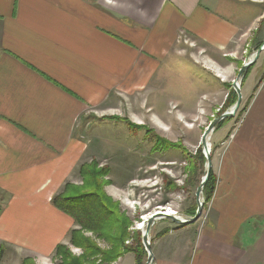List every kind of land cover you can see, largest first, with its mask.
I'll list each match as a JSON object with an SVG mask.
<instances>
[{
	"label": "crops",
	"instance_id": "1",
	"mask_svg": "<svg viewBox=\"0 0 264 264\" xmlns=\"http://www.w3.org/2000/svg\"><path fill=\"white\" fill-rule=\"evenodd\" d=\"M248 3L0 0V194L20 201L1 209L0 231L34 250L55 229L61 236L65 216L49 187L72 166L87 108L145 83L147 58L165 56L181 36L221 48L247 28L264 41L257 25L264 0ZM255 87L225 149L206 220L153 231V264H264V76Z\"/></svg>",
	"mask_w": 264,
	"mask_h": 264
},
{
	"label": "rangeland",
	"instance_id": "2",
	"mask_svg": "<svg viewBox=\"0 0 264 264\" xmlns=\"http://www.w3.org/2000/svg\"><path fill=\"white\" fill-rule=\"evenodd\" d=\"M249 1L246 0V3L249 4ZM245 7L248 6L237 9ZM262 21L257 24L259 29L260 26L264 28ZM253 31L250 34L247 28L237 29L221 48L193 36H181L165 56L147 58V67H151L147 69L145 83L138 85L135 82L129 89L117 91L118 94L111 98L112 103L87 108L84 115L87 117L82 118V137L68 162L72 166L65 177L50 185L49 188L53 189L49 193L50 202L62 193L66 184H83L79 167L86 165L107 170L99 177L103 182L101 191L115 204L117 214L129 219L126 244H133L139 237L143 246L138 226L154 212L166 211L169 207L178 216H193L196 211L195 191L206 171L201 137L210 121L229 109L237 99L232 83L244 61L252 57L263 42L261 30H258L257 39L252 35ZM263 76L264 49L246 77H241L239 81L242 100L237 112L222 127H215L208 136L214 189L225 149L248 108L255 85ZM228 97L231 102L234 101L233 104L226 102ZM146 130L155 133L165 144L175 147L153 148L154 138L147 136ZM199 147L203 159L197 158ZM11 199L7 193L0 194L1 208L6 203L12 202L15 206L20 202ZM201 199V215L188 224L206 220L211 199L204 203V188ZM30 203L42 205L40 200ZM57 209L65 216L66 230L62 229L61 236H58L60 229H55V235L43 250L30 249L26 246L27 242L18 241L14 234L0 231V244L5 247L0 264H22L25 258L33 264H61V257L55 254L58 244H64L72 255L80 256L83 249L69 241L71 229L76 228L75 222L70 215ZM19 210L24 211V208ZM174 224L169 218L156 219L150 228V242L153 231ZM84 234L101 249L109 245V241L93 232L85 230ZM57 237L60 238L55 242ZM126 258L124 264H133V254ZM146 259L145 251L144 263ZM115 261L106 264H114Z\"/></svg>",
	"mask_w": 264,
	"mask_h": 264
},
{
	"label": "trees",
	"instance_id": "3",
	"mask_svg": "<svg viewBox=\"0 0 264 264\" xmlns=\"http://www.w3.org/2000/svg\"><path fill=\"white\" fill-rule=\"evenodd\" d=\"M252 66V65H251ZM243 73V79L248 73ZM256 88V87H255ZM230 95V94H229ZM233 97V94H232ZM235 101V96L233 97ZM230 97L227 98L226 102ZM231 102L232 104L234 103ZM230 118L218 122L215 127L220 128ZM146 135L154 138L153 148L175 147L165 144L155 133L146 130ZM153 135V136H152ZM197 158L203 159L200 147L197 149ZM107 170L95 168V166L81 165L79 173L83 177V184L73 186L66 184L62 193L51 199L53 205L70 215L76 225L71 229L69 241L75 246L83 249L80 256L72 255L64 244H58L55 254L61 257V264H106L117 260L121 255L132 252L135 256V264H144L145 250L141 244L140 238L134 240L133 244H126L129 236L130 222L126 216L117 214L115 204L101 191V182L99 177ZM214 190V175L211 172L204 186L205 202H208ZM0 206V211H1ZM183 224H180V226ZM93 232L97 237L109 241L106 249H101L96 242L84 234V231ZM138 233V232H137ZM5 247L0 244V261L4 255ZM99 257V258H98ZM22 264H33L28 258L23 259Z\"/></svg>",
	"mask_w": 264,
	"mask_h": 264
},
{
	"label": "water",
	"instance_id": "4",
	"mask_svg": "<svg viewBox=\"0 0 264 264\" xmlns=\"http://www.w3.org/2000/svg\"><path fill=\"white\" fill-rule=\"evenodd\" d=\"M263 49H264V41L258 47V49L255 51L254 55L252 57L248 58L246 61H244L241 68L239 69L237 76L232 83V86H233V88L237 94V99H236L235 103L229 109L225 110L219 116H217L212 121H210V123L208 124V126L206 127L205 131L202 134L200 144L202 146L203 154H204L205 159H206V162H205L206 171H205V173H204V175L200 181V184L198 185V187L196 188V191H195L196 211H195L194 215L191 217H181L178 215L167 214L165 211H157V212L150 214L147 218L144 219L143 224L145 225V229L142 232V243H143L145 251L147 252V259H146L144 264H153L154 257H153V253L151 251V242H150V238H149V233H150V228L156 219H158V218H169L177 224H185V223L188 224V223H192L195 220H197L199 218V216L201 215L202 206H203L201 194H202V190L204 188V185H205V183L209 177V174L211 172V169H212V161H211V156H210V150H209L208 144H207V137L213 131V129L215 128V125L218 122H220L221 120H224L226 118H230V117L234 116L235 113L237 112V110L240 106L241 100H242V94L240 91L239 81H240L241 77L243 76V73L247 70V68L255 63V61L257 60V58L259 57V55Z\"/></svg>",
	"mask_w": 264,
	"mask_h": 264
},
{
	"label": "bare ground",
	"instance_id": "5",
	"mask_svg": "<svg viewBox=\"0 0 264 264\" xmlns=\"http://www.w3.org/2000/svg\"><path fill=\"white\" fill-rule=\"evenodd\" d=\"M207 144H208V148H209V150H210V143H209V138L207 137ZM162 211H165V210H162ZM167 214H170V215H178V213L175 211V210H173V209H166V211H165ZM148 216H146L145 218H147ZM144 218V219H145ZM139 229H140V231L141 232H143L144 231V229H145V225L143 224V223H141L139 226Z\"/></svg>",
	"mask_w": 264,
	"mask_h": 264
}]
</instances>
